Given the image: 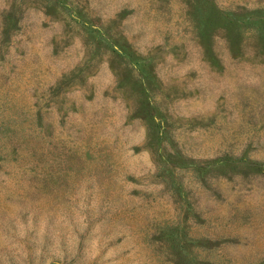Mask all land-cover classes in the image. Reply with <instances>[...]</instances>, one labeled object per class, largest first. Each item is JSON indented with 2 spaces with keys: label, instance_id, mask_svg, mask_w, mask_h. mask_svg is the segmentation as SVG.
<instances>
[{
  "label": "rangeland",
  "instance_id": "374dc122",
  "mask_svg": "<svg viewBox=\"0 0 264 264\" xmlns=\"http://www.w3.org/2000/svg\"><path fill=\"white\" fill-rule=\"evenodd\" d=\"M0 264H264V0H0Z\"/></svg>",
  "mask_w": 264,
  "mask_h": 264
}]
</instances>
